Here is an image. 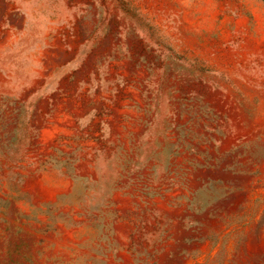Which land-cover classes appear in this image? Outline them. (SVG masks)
<instances>
[{
	"label": "rangeland",
	"instance_id": "obj_1",
	"mask_svg": "<svg viewBox=\"0 0 264 264\" xmlns=\"http://www.w3.org/2000/svg\"><path fill=\"white\" fill-rule=\"evenodd\" d=\"M0 264H264V0H0Z\"/></svg>",
	"mask_w": 264,
	"mask_h": 264
}]
</instances>
